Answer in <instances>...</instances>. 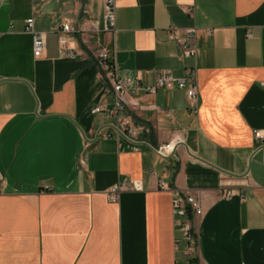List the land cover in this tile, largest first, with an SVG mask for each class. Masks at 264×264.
Returning a JSON list of instances; mask_svg holds the SVG:
<instances>
[{
  "label": "crops",
  "instance_id": "0c3cea01",
  "mask_svg": "<svg viewBox=\"0 0 264 264\" xmlns=\"http://www.w3.org/2000/svg\"><path fill=\"white\" fill-rule=\"evenodd\" d=\"M103 13L104 0H0V264H264V0H117L112 33ZM190 28L197 55L181 59L168 30ZM102 50L141 88L193 70L196 112L174 87L141 90L118 118L91 114L114 102ZM125 118L142 126L138 144L118 136ZM124 180L139 189L110 202ZM174 191L203 210L192 255Z\"/></svg>",
  "mask_w": 264,
  "mask_h": 264
},
{
  "label": "built area",
  "instance_id": "2783aa9c",
  "mask_svg": "<svg viewBox=\"0 0 264 264\" xmlns=\"http://www.w3.org/2000/svg\"><path fill=\"white\" fill-rule=\"evenodd\" d=\"M116 1L117 0H104V13L102 19V31L104 33H112L114 30ZM184 12L191 14L193 9L191 7H184ZM25 30L31 35L33 56L35 58L40 57L44 51L45 42L42 35L34 31L33 19L30 18L26 20ZM69 31V24L62 25L61 33ZM204 32L209 35L211 30L207 29L204 30ZM197 34V28L185 30V32L181 35L178 34L176 29L168 30V39L175 42L178 46L179 58L187 59L196 57L198 51L196 47ZM65 43V40L60 38V45L62 48L65 47ZM69 56H73L71 52L69 53ZM96 64L100 79L102 82H106L104 85L105 87L108 86L106 91H111L114 95V102L112 108H106L104 104L94 107L90 111L91 114L104 111L108 115L118 118V116L124 113L128 108L134 107V104H132L129 99L132 96L137 95L141 90L146 93L153 94L159 89H172L174 87L185 90L187 99L193 104V106H191V110H193L194 113L196 112L198 89L194 76L195 72L193 70L186 71L182 78H174L169 72L158 73L152 86L141 88L139 85V76L121 77L117 74L113 63L109 61V53L107 51L102 50L97 55ZM115 127L118 136L120 135L127 141L134 144H138L140 142L139 135L142 131V126L133 124L129 118H125L121 125H115ZM253 137L257 144H261L264 141V132L256 130L253 133ZM175 139L176 138H174V140ZM174 140L159 147L156 150L157 154L162 158H166L171 155L174 152L175 146L178 143H182V140L179 138L176 140L175 144L171 146ZM137 189H139V187L136 182L124 180L108 190L107 198L110 202H116L121 192ZM231 195L232 192H226L224 197L230 198ZM172 209L174 215L179 218L178 228L182 233L184 241L188 244L186 252L189 255H192L194 253L193 243L195 238L192 232V220L190 217L202 216L203 210L200 200L195 195H181L180 193L174 191Z\"/></svg>",
  "mask_w": 264,
  "mask_h": 264
},
{
  "label": "rangeland",
  "instance_id": "374dc122",
  "mask_svg": "<svg viewBox=\"0 0 264 264\" xmlns=\"http://www.w3.org/2000/svg\"><path fill=\"white\" fill-rule=\"evenodd\" d=\"M98 77L100 78V76H99V72H98ZM179 232L181 233V231L179 230ZM182 234V233H181ZM194 235V234H193ZM183 237V236H182ZM194 238H195V241H194V243H193V246H194V249H195V245H196V242H197V238H196V236L194 235ZM184 240V239H183ZM186 243V242H185ZM187 247H188V244L186 243V250H187Z\"/></svg>",
  "mask_w": 264,
  "mask_h": 264
},
{
  "label": "bare ground",
  "instance_id": "6f19581e",
  "mask_svg": "<svg viewBox=\"0 0 264 264\" xmlns=\"http://www.w3.org/2000/svg\"><path fill=\"white\" fill-rule=\"evenodd\" d=\"M178 139H179V137L177 136L176 139L172 142L171 146H173L175 144L176 140H178Z\"/></svg>",
  "mask_w": 264,
  "mask_h": 264
}]
</instances>
